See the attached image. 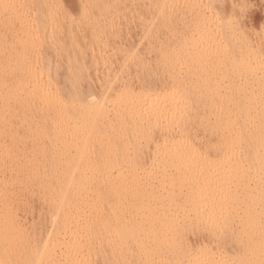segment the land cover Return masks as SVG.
Returning a JSON list of instances; mask_svg holds the SVG:
<instances>
[{
    "label": "bare ground",
    "instance_id": "obj_1",
    "mask_svg": "<svg viewBox=\"0 0 264 264\" xmlns=\"http://www.w3.org/2000/svg\"><path fill=\"white\" fill-rule=\"evenodd\" d=\"M194 257L264 264V0H0V264Z\"/></svg>",
    "mask_w": 264,
    "mask_h": 264
},
{
    "label": "snow or ice",
    "instance_id": "obj_2",
    "mask_svg": "<svg viewBox=\"0 0 264 264\" xmlns=\"http://www.w3.org/2000/svg\"><path fill=\"white\" fill-rule=\"evenodd\" d=\"M155 100H156V103H161V100H160V97H159V96H157V97L155 98ZM172 102L175 104V107H176L177 112H180V113L182 114V110H183V108H184V106H185V101H184V99H183L182 97L176 95V94H173ZM166 103H167V102L165 101V104H166ZM207 264H212L211 259H209V260L207 261Z\"/></svg>",
    "mask_w": 264,
    "mask_h": 264
},
{
    "label": "clouds",
    "instance_id": "obj_3",
    "mask_svg": "<svg viewBox=\"0 0 264 264\" xmlns=\"http://www.w3.org/2000/svg\"><path fill=\"white\" fill-rule=\"evenodd\" d=\"M209 259H200L199 257H194L191 260L187 261L186 264H207ZM212 264H216L215 261L211 260ZM226 264V262H225Z\"/></svg>",
    "mask_w": 264,
    "mask_h": 264
},
{
    "label": "rangeland",
    "instance_id": "obj_4",
    "mask_svg": "<svg viewBox=\"0 0 264 264\" xmlns=\"http://www.w3.org/2000/svg\"><path fill=\"white\" fill-rule=\"evenodd\" d=\"M252 18V17H251Z\"/></svg>",
    "mask_w": 264,
    "mask_h": 264
}]
</instances>
